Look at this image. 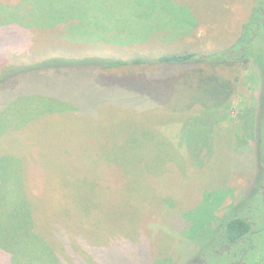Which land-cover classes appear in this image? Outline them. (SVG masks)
Instances as JSON below:
<instances>
[{"label": "rangeland", "instance_id": "1", "mask_svg": "<svg viewBox=\"0 0 264 264\" xmlns=\"http://www.w3.org/2000/svg\"><path fill=\"white\" fill-rule=\"evenodd\" d=\"M248 1L0 0V65L31 66L62 57L64 52L79 58L102 56L110 48L104 47L105 42L114 40L132 43L111 49L118 51L112 56L123 60L156 59L197 47L200 52L217 46L222 50L235 39L241 19L249 14L253 0L247 7ZM77 17L83 22L76 23ZM159 30L171 39L184 38L167 42L158 36ZM251 52L248 64L219 71L235 82V95L227 117L217 122L212 155H200L203 169L189 162L183 173L171 162L157 166L160 157L150 140L137 143V130L152 125L176 143L179 122L160 128L162 114L158 108H149L150 102L132 91H108L97 84L99 76L125 75L127 84L132 81L159 92V83L151 82L159 71L155 67L93 68L81 73L48 70L11 80L12 87L0 91L1 111L10 107L6 111L9 123L4 134L0 132V157L22 161L18 160L22 179L15 170L9 171L5 187H25L35 226L28 233L20 232L22 236L11 231L13 243L17 240L16 255L10 259L0 255V264H190L192 256L197 260L196 254L217 264L238 261L240 250L211 256L220 242L209 233L208 225L212 210L224 202L221 192L228 195L224 204L230 206L254 189L255 149L264 142V27L251 37ZM128 69L134 74L140 71L145 84ZM25 89L27 97L13 101ZM55 89L61 91L57 97ZM168 99L165 95L164 101ZM173 102L171 98L169 103ZM82 110L89 114L81 115ZM198 112L195 107L187 115L199 117ZM244 114L251 117L259 142L255 135L254 143L242 144L249 136L242 128ZM210 118L203 119L204 129ZM136 143L142 151L123 155ZM94 151H99L98 157L117 163L125 159L134 165L127 167V173L111 165L87 168L97 158ZM260 161L264 165L262 155ZM211 188L222 196L214 194L203 202L205 193H212L204 190ZM252 204L258 207L255 219L261 220L264 203L252 199ZM223 214L224 210L214 213L219 218ZM258 224L264 228V222ZM255 243L257 248L262 246L264 264V233L251 239V245Z\"/></svg>", "mask_w": 264, "mask_h": 264}, {"label": "trees", "instance_id": "2", "mask_svg": "<svg viewBox=\"0 0 264 264\" xmlns=\"http://www.w3.org/2000/svg\"><path fill=\"white\" fill-rule=\"evenodd\" d=\"M250 1L251 0L248 1L247 7ZM77 20L76 23L83 22L79 17H77ZM194 22L195 19L193 18L192 23L194 24ZM9 24L14 25V22H10ZM70 24L72 25V22ZM262 27H264V0H253V6L249 10V14L246 15L245 13V16L241 19L235 39L231 41L228 47L222 50L218 49L217 46V48L211 47L210 50L207 48V52H200L197 51V47L194 50L190 49V52L166 54L156 59H148L139 56L123 60L112 56V53L118 51L111 49L119 50V47L122 48L132 43L125 44V42H121L120 40H114L113 42L106 41L104 47L106 48L107 46L110 48L108 51L102 52V56L97 55L93 57L79 58L70 57L69 52H64L65 55H61L63 58L59 57L60 55L52 59L49 57L47 60L31 66H15L14 68H10V66L5 67L1 64L0 91L11 88L12 85H8V83L15 78L28 77L35 73L48 70H53L54 72L71 70L81 73L93 68L117 71L125 70L127 67L137 70L141 67H155V69H158L159 71L156 75L153 74L154 78L151 82L159 83L158 85L161 86L159 92L146 89V87L135 84L132 81H130V84H127L126 81L128 80L123 79L125 75L119 77L115 75L109 77H103L104 75L101 77L99 76L100 79L98 78L97 84H99L104 90L108 91L119 88L125 91H132V93L143 102H150L151 105L149 108H158L162 114L160 117V128L164 126H173L179 122V138L176 143H173L162 136L163 134L158 128H155L154 125H152V127H144V130H137V143H144L145 140H150L151 143H153L151 147L160 157V160L157 161V166L171 162L179 172L183 173L185 172L187 163L190 162L200 167L199 169L201 170L203 169L201 168L203 163L200 159V155L202 152H206L205 154L208 156L212 155L211 146H214V137L216 139L218 138V133H215V128L219 125L217 122H219V120L224 121L227 117V110L230 108L232 98L236 92L235 82L226 78L219 71L248 64L252 57L251 37ZM164 33L159 30L158 36L162 35L161 37L167 42L184 38L183 36H177L178 38L175 37L171 39L168 35L163 36ZM154 37L157 36L154 34ZM86 39L84 41H86ZM105 54H109V58L105 57ZM129 72L131 75L140 78V82L145 84L142 76H139L140 71L135 73L138 75H135L130 70ZM133 76H130L129 79ZM165 84L167 85L166 90L164 89ZM48 86H51V84L45 86L44 89ZM57 89H55V97H57V92H61ZM161 92H164L166 98H169L170 100L168 99L165 102V95H161ZM48 93L52 92L48 91ZM16 94L18 95L13 97V101L27 97L26 89ZM171 98L174 99L173 105L172 103H169ZM5 107L6 106H4V108ZM195 107H199L198 113L200 116L190 118V116L187 115V112H191ZM2 108L3 107L0 106V132L4 134V131L7 128L6 125L9 123L6 118L8 116L6 111L10 107L1 111ZM104 112L106 113V111L100 113V118L103 116ZM166 112L169 116L166 115ZM88 114V112L83 110L81 112V115ZM209 116H211L210 124L206 125L207 129H204L203 125L205 124L203 123V119L205 121ZM157 117L158 116H154V118ZM242 119H245L242 128L249 133L247 140L243 141L242 144L254 143L253 139L256 134L255 132L253 133L252 119L249 114H244ZM187 121H190L188 123L191 124L187 125ZM2 133H0V135H2ZM256 139L259 142L258 134L256 135ZM108 142L109 140H107V143ZM137 143L134 144L135 147L131 146L125 150L123 155L133 153V151L130 150L142 151L141 146L137 145ZM262 147H264V142L260 146L258 144V147L255 149L257 155L256 174L253 180L254 189L252 188L250 193L239 198L237 202H232L230 206H225L224 203L228 196L226 192H221L224 195L222 196V194L220 192L218 193L214 188H211L213 190H204L212 193H205L203 196V202L204 200L207 202L209 198L213 199L214 194L221 195V201L224 200L221 206L218 205L212 210L208 230L210 231L209 233L214 234V239L218 240L217 243L220 242V245H218L216 249H213V255L211 254V256L215 258L222 255L228 256L234 250H240L241 258L238 261L230 262L228 264H263V259L260 256L262 246L260 247L259 245L257 248L256 243L251 245V239L259 238L261 233H264V228L261 227L262 224H258L259 221L264 222V217L258 218L261 220L255 219V216L258 214V207L252 204V199L259 201L260 204L264 203V189H262L261 186L264 184V182H261V179L264 178V165H260L261 155L264 157V148ZM94 152L95 156L100 159L94 157V162H90L93 165L88 164L87 168H103V166L111 165L120 168L127 173L130 171L127 167L134 165L133 163H126L125 159L120 163L113 162L108 157H106V159L102 154L101 157H98L99 151ZM146 154L147 153H145V155ZM129 157L134 158L131 155H129ZM141 157L144 158L146 156H143L142 154ZM18 160L22 163L20 158ZM18 160L12 156L4 155L0 157V162L5 161L4 166L0 165V175L3 177H0V251L7 254L9 259L12 257L15 258L17 250V248L14 247L17 240L13 243L11 231L22 236L20 232L28 233L30 232V229L33 230L32 228L35 226L34 218L31 215V201L27 196L26 191L23 190L25 187L18 189L17 187L14 189L11 187V190L10 188L5 187L9 178V171L11 172L12 170H15V174L17 172L16 175L22 179L23 172L19 166ZM8 167H13V169L10 170ZM155 168L157 167L155 166L154 169ZM150 169L152 171L154 170L153 168ZM155 174L153 176H158L157 173ZM95 176L100 178V175L97 172L95 173ZM96 187H100V185H97ZM244 203H247L248 205L243 206ZM218 210H224V214L220 218L214 215ZM25 236L26 234L23 235V237ZM181 249H183V247ZM253 249H255L256 254L248 261L247 258L250 257ZM196 257H198L197 260H193L192 256L190 264H194V262H196V264H217L213 260H207V257L204 255L196 254ZM147 259L148 261L150 260L148 253ZM53 260L58 261L56 257H54Z\"/></svg>", "mask_w": 264, "mask_h": 264}, {"label": "crops", "instance_id": "3", "mask_svg": "<svg viewBox=\"0 0 264 264\" xmlns=\"http://www.w3.org/2000/svg\"><path fill=\"white\" fill-rule=\"evenodd\" d=\"M0 255H3L4 257H6V259L8 258L7 254H5L4 252L0 251Z\"/></svg>", "mask_w": 264, "mask_h": 264}]
</instances>
